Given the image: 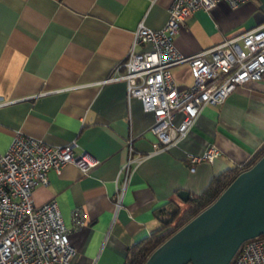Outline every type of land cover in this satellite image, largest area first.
Returning <instances> with one entry per match:
<instances>
[{"label": "crops", "instance_id": "obj_1", "mask_svg": "<svg viewBox=\"0 0 264 264\" xmlns=\"http://www.w3.org/2000/svg\"><path fill=\"white\" fill-rule=\"evenodd\" d=\"M172 1L0 0V153L19 131L51 146L74 141L73 151L97 159L84 174L74 164L58 174L50 169L46 186L32 189L34 203L53 198L58 205L76 248L66 264H122L125 248L159 228L154 209L167 202L185 207L179 190L199 193L213 174L247 164L264 143L263 78L203 107L180 142L151 153L152 113L134 98L127 101L125 81L108 78L129 52L138 24L163 27ZM262 23L264 0L235 8L220 1L185 19L173 45L190 57ZM171 71L179 90L191 85L186 63ZM129 138L135 161L116 208ZM210 143L219 155L190 171L187 155L202 154ZM76 212L85 225L74 227Z\"/></svg>", "mask_w": 264, "mask_h": 264}, {"label": "built area", "instance_id": "obj_2", "mask_svg": "<svg viewBox=\"0 0 264 264\" xmlns=\"http://www.w3.org/2000/svg\"><path fill=\"white\" fill-rule=\"evenodd\" d=\"M220 1L235 8L248 0H173L163 27L152 30L142 22L138 24L129 52L110 73L108 80L125 81L128 102L134 98L141 111L152 113L150 130L156 137L151 146L153 154L180 142L203 107L220 105L237 87L264 78L263 23L190 57L180 54L173 45L185 19ZM142 43L150 49L135 52L132 46ZM181 63L187 64L192 81L179 90L171 68ZM10 141L6 151L0 153V264H66L76 248L68 241L69 230L58 205L53 198L34 203L32 189L46 186L50 169L58 174L64 165L74 164L84 174L96 166L97 159L73 151L74 141L51 146L19 131ZM131 142L129 138L128 157L115 185L116 208L120 207L135 161ZM218 155L212 143L198 156L188 154L190 171L199 161L211 163ZM75 215L74 227L85 225L83 216ZM230 260L228 264H264V237L243 241Z\"/></svg>", "mask_w": 264, "mask_h": 264}, {"label": "water", "instance_id": "obj_3", "mask_svg": "<svg viewBox=\"0 0 264 264\" xmlns=\"http://www.w3.org/2000/svg\"><path fill=\"white\" fill-rule=\"evenodd\" d=\"M177 195L187 202L188 191L179 190ZM260 235H264V153L142 264H228L243 241Z\"/></svg>", "mask_w": 264, "mask_h": 264}, {"label": "trees", "instance_id": "obj_4", "mask_svg": "<svg viewBox=\"0 0 264 264\" xmlns=\"http://www.w3.org/2000/svg\"><path fill=\"white\" fill-rule=\"evenodd\" d=\"M263 153L264 143L247 164L232 168L228 167L219 174H213L207 186L199 191V193H192L187 196L188 199L184 208L180 209L179 205L175 202H167L160 208L154 209V216L158 220L159 228L125 248L126 255L122 264H142L143 261H146L155 247L161 245L178 228L184 226L188 220L199 214L201 209L213 203L216 196L221 194L228 183L233 181L239 172L249 168ZM259 237H264V235H260Z\"/></svg>", "mask_w": 264, "mask_h": 264}, {"label": "rangeland", "instance_id": "obj_5", "mask_svg": "<svg viewBox=\"0 0 264 264\" xmlns=\"http://www.w3.org/2000/svg\"><path fill=\"white\" fill-rule=\"evenodd\" d=\"M182 208H184V207H182ZM182 208H180V209H182Z\"/></svg>", "mask_w": 264, "mask_h": 264}]
</instances>
